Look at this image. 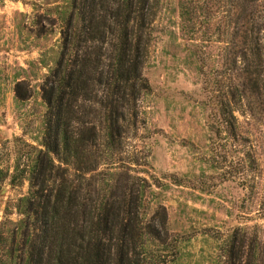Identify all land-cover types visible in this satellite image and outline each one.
Masks as SVG:
<instances>
[{"label": "trees", "instance_id": "obj_1", "mask_svg": "<svg viewBox=\"0 0 264 264\" xmlns=\"http://www.w3.org/2000/svg\"><path fill=\"white\" fill-rule=\"evenodd\" d=\"M208 1L223 14L217 71L228 78L224 91L209 92L213 117L236 137L239 110L264 119V0ZM161 5L66 0L58 8V58L40 90L42 134L37 147L27 145V162L16 160L11 179L28 191L17 203L20 220L0 232V264H147L150 246L169 251L164 208L143 219L145 187L120 158L151 92L143 69ZM180 8V19L191 21L188 6ZM13 92L18 104L31 97L21 82ZM213 264H264V241L233 231Z\"/></svg>", "mask_w": 264, "mask_h": 264}, {"label": "rangeland", "instance_id": "obj_2", "mask_svg": "<svg viewBox=\"0 0 264 264\" xmlns=\"http://www.w3.org/2000/svg\"><path fill=\"white\" fill-rule=\"evenodd\" d=\"M65 2L0 0L4 234L20 220L17 203L28 191L26 181L11 178L16 160L27 162V145L37 147L41 138L45 108L40 90L58 58V8ZM183 3L191 21L180 19ZM220 11L208 0H162L156 18L143 69L151 92L138 104L137 130L126 135L120 155L145 187L143 219L152 218L158 206L167 215L170 249L150 246L147 264H213L221 242L233 231L247 241L258 233L264 241V119L252 121L239 110L238 136L232 137L213 117L209 92L220 93L228 85V78L217 71L223 49ZM19 82L31 94L22 104L13 92Z\"/></svg>", "mask_w": 264, "mask_h": 264}]
</instances>
